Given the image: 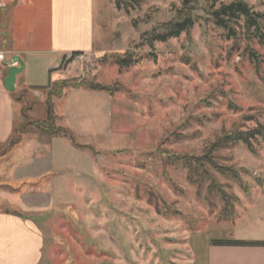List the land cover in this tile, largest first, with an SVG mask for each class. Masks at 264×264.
Returning a JSON list of instances; mask_svg holds the SVG:
<instances>
[{
    "label": "rangeland",
    "instance_id": "rangeland-1",
    "mask_svg": "<svg viewBox=\"0 0 264 264\" xmlns=\"http://www.w3.org/2000/svg\"><path fill=\"white\" fill-rule=\"evenodd\" d=\"M194 1L190 33L150 47L140 45L144 35L174 19L182 0H96L95 50L73 55L58 80L101 83L112 94L83 85L54 99L55 123L74 131L77 149L34 123L46 118L48 89L25 95L19 128L40 131L25 155L45 159L48 151L54 165L80 172L57 182L55 211L32 217L45 238L42 264H198L212 240L264 236V141L256 152L243 142L213 152L238 178L207 163L215 142L264 123V47L245 36L243 20L240 39L227 38L208 20V0ZM232 1L264 13V0L216 6ZM126 50L142 59L120 70L112 56ZM184 160L209 169L234 205L232 218L219 217L224 202L216 190L208 197L211 178L192 183Z\"/></svg>",
    "mask_w": 264,
    "mask_h": 264
},
{
    "label": "crops",
    "instance_id": "crops-1",
    "mask_svg": "<svg viewBox=\"0 0 264 264\" xmlns=\"http://www.w3.org/2000/svg\"><path fill=\"white\" fill-rule=\"evenodd\" d=\"M95 3L0 0V51L6 56L0 66V264H42L45 238L32 217L55 211L61 192L57 182H65L66 175L80 176L77 170L69 172L72 167L66 162L54 165L48 151L45 159L25 155L27 144L29 149L30 144L38 147L40 131H24L18 141L14 134L23 124L25 95L43 93L66 76L61 74L66 72L63 66L73 55L95 50ZM15 56L24 60L25 69L10 92L4 79ZM241 234L230 238L264 241V236ZM209 247L206 259L198 264H264V246Z\"/></svg>",
    "mask_w": 264,
    "mask_h": 264
},
{
    "label": "trees",
    "instance_id": "trees-1",
    "mask_svg": "<svg viewBox=\"0 0 264 264\" xmlns=\"http://www.w3.org/2000/svg\"><path fill=\"white\" fill-rule=\"evenodd\" d=\"M122 0H117V6H122ZM125 5H129L130 1L141 0H123ZM218 0H208L210 6L207 10L208 20L217 27L225 30L227 38H233L239 40L242 36L240 32V22L244 21V28L246 29L245 36L248 38H257L259 43L264 47V13L257 12L252 9L244 1H232L230 3H221L220 6H216ZM194 0H182V7L177 10V16L161 25L153 28L150 32L146 33L143 37V42L140 45L147 44L153 47L155 41L167 42L172 37H179L182 33H190L197 22V16L195 11L197 7ZM255 55V51H251V56ZM115 65L120 70L126 67H130L136 63H139L142 56L137 54L135 51L126 50L123 53H115L112 56ZM87 86L91 90L106 91L112 94V87L101 83L82 81L78 82L74 78H67L65 80L54 81L47 89L46 98V118H38L34 123L41 132L51 136H63L68 138L75 147H78L76 143V136L72 129L63 125H57L55 120L57 114L55 111V98H61L67 94V90L71 88H80L81 86ZM23 115L25 114V108L23 109ZM17 129L16 133L22 134L24 128ZM20 136L16 139L19 140ZM259 139L264 141V123H259L252 129L249 130H235L232 133L224 136L220 140L214 143L211 150V155L208 159V165L216 170H223L222 174L232 176V178H238V175L231 169H225L223 166L215 162L216 158L213 156V152L218 149L228 147L239 142L245 143L252 152H256L255 142H259ZM15 141V140H14ZM182 165L188 169L187 178L192 182L196 183L199 187L202 186L205 179L211 178V184L209 185V194L216 192L221 196L224 202V208L220 212L219 217L221 219L232 218L235 215L234 205H230L228 200L229 195L223 188H218L215 184L214 177L209 169L203 163H196L184 160ZM223 167V168H222ZM196 171V175L193 173ZM213 178V180H212ZM211 186V187H210ZM208 200L207 197H205ZM213 244L216 245H240V246H264V241L259 240H242L235 238L228 239H216L212 240Z\"/></svg>",
    "mask_w": 264,
    "mask_h": 264
},
{
    "label": "water",
    "instance_id": "water-1",
    "mask_svg": "<svg viewBox=\"0 0 264 264\" xmlns=\"http://www.w3.org/2000/svg\"><path fill=\"white\" fill-rule=\"evenodd\" d=\"M11 63L4 79V86L8 91L13 92L16 89L17 75L25 69V62L20 56H15Z\"/></svg>",
    "mask_w": 264,
    "mask_h": 264
},
{
    "label": "built area",
    "instance_id": "built-area-1",
    "mask_svg": "<svg viewBox=\"0 0 264 264\" xmlns=\"http://www.w3.org/2000/svg\"><path fill=\"white\" fill-rule=\"evenodd\" d=\"M6 60L5 52L0 51V66H2V63Z\"/></svg>",
    "mask_w": 264,
    "mask_h": 264
}]
</instances>
